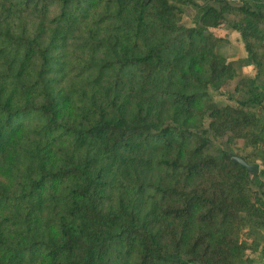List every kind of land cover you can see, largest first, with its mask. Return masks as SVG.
<instances>
[{
  "label": "trees",
  "instance_id": "16d2710c",
  "mask_svg": "<svg viewBox=\"0 0 264 264\" xmlns=\"http://www.w3.org/2000/svg\"><path fill=\"white\" fill-rule=\"evenodd\" d=\"M185 6L242 16L240 106L214 101L238 72ZM263 71L264 0H0V264H247L264 167L230 148H264Z\"/></svg>",
  "mask_w": 264,
  "mask_h": 264
},
{
  "label": "rangeland",
  "instance_id": "374dc122",
  "mask_svg": "<svg viewBox=\"0 0 264 264\" xmlns=\"http://www.w3.org/2000/svg\"><path fill=\"white\" fill-rule=\"evenodd\" d=\"M230 4L234 6L243 5L248 0H227ZM252 1V0H250ZM197 3L203 4L204 0H197ZM197 10L193 6H185V11L183 12V23L186 26L190 27H199L203 29L205 32H211L214 37H221L223 41L219 43L218 50L221 52L228 61H233L235 67L237 69V76L234 79H230L223 84V86L218 89H211V93L213 99L219 105H234L240 106L238 102L239 91L237 90V86L241 79L244 77L255 78L258 70L256 66L248 61L247 52L244 47V43L241 39V35L237 30L231 28L230 24L234 21H239L241 15L236 16L235 14H230L223 21V23L216 28L208 29L203 27L199 21L196 20ZM85 34L86 31L79 30ZM105 33V30L102 31ZM72 48V47H71ZM70 51V50H69ZM79 55H83L84 52L78 49ZM264 80V71L261 75V81ZM263 82V81H262ZM253 111L258 112L260 115L264 116V106H252ZM210 118L207 115L205 119V125L208 126L210 123ZM225 141L227 137L223 138ZM230 151L235 155H246L248 158L254 160V163L259 164L260 170L264 167L260 157H264V148L262 147H249L246 145L244 139H237L236 143H233ZM253 175V173H252ZM254 190L262 192L260 189V185H254ZM264 193V192H263ZM264 197V194H263ZM258 232V233H257ZM5 234H10V231L3 232V237L5 238ZM242 239L246 240L251 246L250 249L247 250L246 256L248 259L247 264H264V227L260 230H246L243 232ZM1 253V252H0ZM2 254V253H1ZM195 264V263H190Z\"/></svg>",
  "mask_w": 264,
  "mask_h": 264
},
{
  "label": "water",
  "instance_id": "95a60500",
  "mask_svg": "<svg viewBox=\"0 0 264 264\" xmlns=\"http://www.w3.org/2000/svg\"><path fill=\"white\" fill-rule=\"evenodd\" d=\"M232 160L234 163L240 164L242 167L246 168L251 173H258L260 171V166L257 163L250 164L245 159L239 156H233Z\"/></svg>",
  "mask_w": 264,
  "mask_h": 264
}]
</instances>
